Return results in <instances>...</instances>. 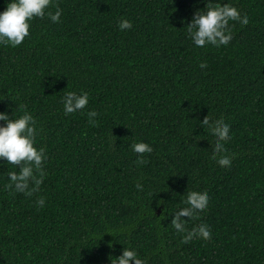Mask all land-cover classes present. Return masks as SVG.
<instances>
[{"label":"trees","instance_id":"trees-1","mask_svg":"<svg viewBox=\"0 0 264 264\" xmlns=\"http://www.w3.org/2000/svg\"><path fill=\"white\" fill-rule=\"evenodd\" d=\"M171 2L54 0L60 23L34 19L20 46L0 45V112L32 113L47 156L32 196L6 187L17 169L0 161V264H110L123 247L147 264H264V0H212L249 20L219 50L185 27L209 0ZM66 91L87 92L86 109L65 116ZM206 118L230 125L231 167L210 158ZM188 191L209 195L188 226L207 224L209 240L171 228Z\"/></svg>","mask_w":264,"mask_h":264},{"label":"clouds","instance_id":"clouds-1","mask_svg":"<svg viewBox=\"0 0 264 264\" xmlns=\"http://www.w3.org/2000/svg\"><path fill=\"white\" fill-rule=\"evenodd\" d=\"M173 3V0L172 2ZM55 7V11L50 9ZM63 10L54 0H7L6 7L0 11V45L17 47L30 38V27L34 19L47 18L51 23H60ZM249 22L247 15H241L236 8L228 4L221 6L219 2H209L203 9L194 11L191 21L185 26L187 34L193 45L197 48H226L233 39V24L241 27ZM129 19L121 18L118 22L120 31L132 29ZM199 67L204 69L205 63ZM65 116L82 112L89 104V94L80 91H66L60 97ZM89 123H95L98 113L95 110L87 111ZM0 161L6 165H12L14 169L7 172L8 183L6 187L12 189L14 194L21 193L32 196L39 191L44 180V163L47 160L45 149L37 147L38 135L37 120L32 113L23 110L22 114L15 116L12 110L11 116L7 111L0 112ZM200 127L207 130L214 138L211 145V159L220 167H231L233 156L228 154L225 147L231 140L230 125L223 118L210 123L204 119ZM114 147V143H113ZM131 150L138 154L140 163H145V154L153 152V147L143 141L133 142ZM2 166V165H0ZM135 187L143 190V185L137 183ZM158 204L165 203L157 201ZM182 207L177 209L171 218V228L174 233L181 236V243L189 244L193 240H209L212 233L210 227L200 223L189 230L188 226L200 219L209 205L207 192L188 191L183 199ZM36 205L42 208L45 198L36 200ZM166 208V207H165ZM110 264H147L146 258L141 257L134 248L123 247L122 254L118 257H110Z\"/></svg>","mask_w":264,"mask_h":264}]
</instances>
